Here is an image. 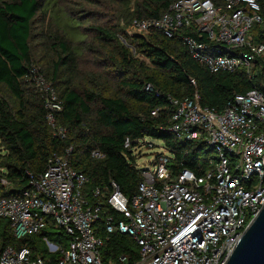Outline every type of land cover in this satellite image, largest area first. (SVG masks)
I'll return each instance as SVG.
<instances>
[{"label": "trees", "instance_id": "16d2710c", "mask_svg": "<svg viewBox=\"0 0 264 264\" xmlns=\"http://www.w3.org/2000/svg\"><path fill=\"white\" fill-rule=\"evenodd\" d=\"M174 1L141 0L129 20L159 17ZM58 2L0 0V198L20 195L29 187L30 175L42 173L53 153L66 156L69 165L87 177V201H100L95 232L103 240L102 261L135 264V240L117 231L107 233L104 227L109 216L120 218L104 196L112 191V183L128 200L137 194L142 178L133 150L145 138L162 140L173 174L187 169L202 175L211 150L203 139L181 140L170 131V98L192 97L197 91L202 106L221 111L235 94L259 86L261 77L251 80L243 70L210 72L184 44V29L169 37L157 29L128 35L115 25L88 27L83 24L89 14L75 17ZM258 4L262 21L253 25L251 36L264 43V0ZM46 11L52 20L33 34L35 18L39 14L43 21ZM38 34L45 38L49 58L36 59L30 42ZM37 76L44 77L61 101L54 121L65 129L64 136L54 134L47 122ZM154 109H159L156 116L151 114ZM126 138L129 148L124 147ZM93 150L103 157L92 156ZM96 188L103 195L95 197ZM48 235L63 245L70 239L49 218L40 232L20 238L13 236L9 221L1 219L0 252L6 246L28 247L32 257L53 264L59 254L46 253L43 238Z\"/></svg>", "mask_w": 264, "mask_h": 264}, {"label": "built area", "instance_id": "2783aa9c", "mask_svg": "<svg viewBox=\"0 0 264 264\" xmlns=\"http://www.w3.org/2000/svg\"><path fill=\"white\" fill-rule=\"evenodd\" d=\"M261 21L258 0H175L159 17L133 21V33L157 29L171 37L184 29L183 42L192 57L212 73L243 70L251 80L261 77L259 86L235 94L221 111L202 106L197 91L192 97L170 98V131L181 140L203 139L213 152L202 175L187 169L173 174L171 155L163 148L148 167L137 166L142 180L130 200L112 183L104 196L120 218L109 216L105 231L135 240V264H225L264 205V43L251 36ZM35 82L45 95L48 124L64 136L65 129L54 121L60 99L43 77ZM124 147H130L128 138ZM92 156L103 154L93 150ZM86 181L66 156L53 153L20 195L0 198V220L9 221L16 238L40 232L47 218L62 227L70 237L66 245L43 238L46 253L59 254L53 264H116L101 259L103 240L95 232L101 204L84 197ZM1 183L7 184L5 179ZM93 194L103 192L96 188ZM0 264L45 262L32 257L28 247L6 246Z\"/></svg>", "mask_w": 264, "mask_h": 264}, {"label": "rangeland", "instance_id": "374dc122", "mask_svg": "<svg viewBox=\"0 0 264 264\" xmlns=\"http://www.w3.org/2000/svg\"><path fill=\"white\" fill-rule=\"evenodd\" d=\"M58 1V6L60 8L66 10L68 13L72 14L75 17H77L79 14H89L90 18L88 21L84 22V26L89 27L90 25L101 23L103 25H115L117 28L121 29L120 33L132 35V23L134 20H129L131 19L130 15L132 14L134 6L141 0H102V6H98L99 0H95L93 1V3H89L87 0ZM100 2L101 1H99V3ZM109 6H111V8H113L114 10L111 9V11H109ZM51 20L52 19L49 11H46V17L43 21L41 20L40 15L38 14L35 18L32 33L37 34L41 32L42 29L44 30L45 24L47 25V23ZM89 35H92V33H90ZM42 41H45V38L38 34L34 36L32 41L30 42L32 50L35 53L36 59H39L40 56H45L46 58H49V54L44 49L45 45L42 44ZM144 141L146 142L142 143L140 148L133 150V154L136 156L137 165L140 168H146L149 166V160L152 159L155 152L165 151L163 149L162 140L145 138ZM148 142H151L153 145H150V143ZM209 155H213V152H210ZM52 237V235H48L49 240H52Z\"/></svg>", "mask_w": 264, "mask_h": 264}, {"label": "water", "instance_id": "95a60500", "mask_svg": "<svg viewBox=\"0 0 264 264\" xmlns=\"http://www.w3.org/2000/svg\"><path fill=\"white\" fill-rule=\"evenodd\" d=\"M225 264H264V205L245 228Z\"/></svg>", "mask_w": 264, "mask_h": 264}]
</instances>
